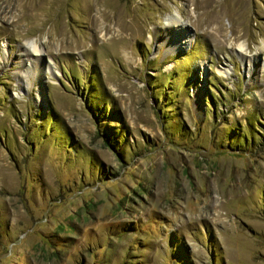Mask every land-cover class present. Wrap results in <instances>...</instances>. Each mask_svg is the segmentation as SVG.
Here are the masks:
<instances>
[{"label": "rangeland", "instance_id": "1", "mask_svg": "<svg viewBox=\"0 0 264 264\" xmlns=\"http://www.w3.org/2000/svg\"><path fill=\"white\" fill-rule=\"evenodd\" d=\"M173 13L189 48L156 36ZM238 43L264 46V0H0V264H264V61Z\"/></svg>", "mask_w": 264, "mask_h": 264}, {"label": "bare ground", "instance_id": "2", "mask_svg": "<svg viewBox=\"0 0 264 264\" xmlns=\"http://www.w3.org/2000/svg\"><path fill=\"white\" fill-rule=\"evenodd\" d=\"M186 23L187 22L185 23L181 22L180 15L178 13H173L166 19V22L162 27L163 31H161L162 29L160 28L156 29V36L160 35L163 41H172L171 46L173 49L177 48V43H179L178 47L180 45V47L185 46L189 48L194 40L193 38H190L187 35V33L185 32V28H183ZM246 49L247 46L245 43H238L235 49L236 53L240 55L241 63H243L245 67L248 66L249 69H251L253 68V64L257 60H258V64L264 61V52H263L264 46L257 47L256 52H254L251 55L245 53ZM42 56L43 57L46 56L47 58L49 57L44 47L43 46L41 47L36 40L31 39V40H26L18 45V50L16 55L14 56V60L12 59V63L17 64L16 65L17 68L15 71L16 73H14V75H16V77H18L21 81H23V84H25V86L30 84L31 75L37 76L35 80H36L37 88L40 92L44 90L43 83L45 82L43 79L44 77L41 74L40 64H39ZM7 62H8L7 50L3 48V55H2L3 67H5L8 64ZM47 63L48 64L44 65L43 67V71H42L43 74L46 71L49 73L53 72L50 69V65H52V60L50 57L48 58ZM252 73H253L252 70L248 72L249 74L248 80L249 77L253 76ZM202 98L199 97V101Z\"/></svg>", "mask_w": 264, "mask_h": 264}]
</instances>
